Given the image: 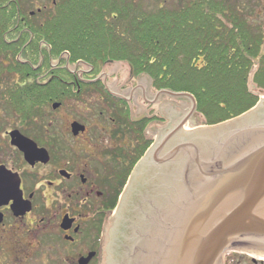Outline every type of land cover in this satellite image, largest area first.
Listing matches in <instances>:
<instances>
[{
  "label": "trees",
  "instance_id": "1",
  "mask_svg": "<svg viewBox=\"0 0 264 264\" xmlns=\"http://www.w3.org/2000/svg\"><path fill=\"white\" fill-rule=\"evenodd\" d=\"M178 2L150 11L141 0H59L37 18L0 0V106L31 134L55 131L43 119L79 96L69 84L77 63L97 73L125 63L157 92L193 95L206 125L250 112L264 91L262 0Z\"/></svg>",
  "mask_w": 264,
  "mask_h": 264
},
{
  "label": "flooded vegetation",
  "instance_id": "2",
  "mask_svg": "<svg viewBox=\"0 0 264 264\" xmlns=\"http://www.w3.org/2000/svg\"><path fill=\"white\" fill-rule=\"evenodd\" d=\"M17 1L35 17L53 9L59 0ZM114 64L99 73L85 63L71 70L75 79L69 84L79 95L72 101L90 103L85 104L84 119L70 122V132L62 133L47 117L43 120L51 121L52 128L54 123L55 131L46 125L44 133L31 134L19 122L3 135V149L0 136V264H48L50 259H54L50 264H64L67 259L82 264L89 257L87 264H101L108 225L112 219L119 222L129 185L146 166L137 179L144 183H138L139 191L156 195V147L162 139L156 134V89L143 84V76L132 68L128 78L112 74L110 69H117ZM81 84L87 86L82 89ZM60 104L54 111L63 109L65 103ZM75 122L86 131L74 135ZM14 131L47 150L50 160L29 163L12 144ZM18 200L25 209L30 202L31 210L17 214Z\"/></svg>",
  "mask_w": 264,
  "mask_h": 264
},
{
  "label": "water",
  "instance_id": "3",
  "mask_svg": "<svg viewBox=\"0 0 264 264\" xmlns=\"http://www.w3.org/2000/svg\"><path fill=\"white\" fill-rule=\"evenodd\" d=\"M162 95L192 101L186 117L156 147V190L166 189L168 193L167 189L171 188L180 199L177 190L187 189V204L179 212L181 219L176 233L165 243L164 262L224 264V257L230 251L264 258V100L250 113L231 121L187 132L185 127L197 113L195 97L162 90L155 96L156 100ZM60 106L54 103L52 108L57 110ZM71 128L76 136L86 131L77 122ZM11 137L12 144L25 154L29 163L50 160L47 150L40 149L19 131L12 132ZM169 143L175 146L170 144L174 146L171 148ZM138 183L137 177L130 183L122 207ZM140 206L139 202V209ZM15 208L17 214H22L31 210V204L25 209L18 200ZM122 212L121 231L115 239H120V244L116 243V247L126 246L124 234L128 231L123 234ZM134 213L135 210L132 218ZM131 220L128 219L129 223ZM142 234H137V240ZM117 250L114 248L112 253L117 255Z\"/></svg>",
  "mask_w": 264,
  "mask_h": 264
},
{
  "label": "rangeland",
  "instance_id": "4",
  "mask_svg": "<svg viewBox=\"0 0 264 264\" xmlns=\"http://www.w3.org/2000/svg\"><path fill=\"white\" fill-rule=\"evenodd\" d=\"M143 4L146 6L147 9L156 10L159 6H166V7H175L178 6L180 2L179 0H141ZM181 1V0H180ZM253 1V4L255 5L257 0H250ZM140 2V1H139ZM264 6V0H262L261 3ZM253 6V5H252ZM264 8V7H263ZM56 62H54V65ZM129 65L125 63H115L112 67H115L117 69L114 70L110 69L109 72L112 74H115L116 76L128 78L131 69L128 67ZM144 79H142L143 84L146 86H153L152 81L149 77L142 75ZM252 88H255L253 82L250 83ZM3 91V87L0 85V93ZM259 94H261V98H264V91H257ZM158 95V92L156 91V96ZM262 100V99H261ZM90 102H84V101H68L65 103L62 110L54 111L52 107L48 109L50 111L51 116H49V119H53V121L56 123V127L59 131L63 132H70V122L75 118V120L80 121L82 118L84 119V116L87 113V106L85 104H88ZM156 134L160 135L162 139L166 137V135L171 132L186 116V114L189 112V110L192 107V101L185 98H177V97H171L167 95H162L159 97L158 100H156ZM240 117V115H239ZM235 119V118H234ZM19 123V120L15 114L12 112L9 114L8 112L4 111L2 107L0 106V126H1V148H4V138L3 135L7 131H11L16 124ZM215 125H206V122L204 118L199 115V113H195L193 115L192 119L190 120L189 124L185 127L187 128V132H190L191 130L197 129V128H205V127H212ZM55 129V126H54ZM161 139V140H162ZM160 140V142H161ZM159 142V143H160ZM170 144V143H169ZM174 144V143H173ZM159 145V144H158ZM175 146V145H174ZM174 146H170L171 148ZM118 220L112 219V221L108 225V234H107V241H106V247L105 252L100 255L101 258V264H112L110 255L113 251V249L117 248L120 244L118 241H115L116 235L118 232ZM113 235V238H112ZM116 243H118L116 247ZM114 246V247H113ZM113 247V248H110ZM51 254V251H48V255ZM48 258H50L48 256ZM47 258V259H48ZM55 258V254L54 257ZM226 258V264H255L253 261L256 259V264H264L263 262H260V259H264L260 256H253L250 254H247L246 252L241 251H230L227 252L225 255ZM57 259V258H55ZM54 259H50L48 264L52 263ZM67 262L64 264H74L73 259H67ZM31 264H40V263H31Z\"/></svg>",
  "mask_w": 264,
  "mask_h": 264
},
{
  "label": "bare ground",
  "instance_id": "5",
  "mask_svg": "<svg viewBox=\"0 0 264 264\" xmlns=\"http://www.w3.org/2000/svg\"><path fill=\"white\" fill-rule=\"evenodd\" d=\"M146 168L142 169L141 174L146 172ZM140 180L141 178L138 180L139 184H144ZM139 190L135 187L132 191L134 193L125 203V207L128 208H124L122 213L123 234L128 231L126 235L124 234L126 246L116 248L117 255L115 253L110 255L112 264H166L163 256L165 243L172 239L173 233H176V227L181 219L179 212L187 204V189L184 187L177 190L180 199L176 197V190L171 188L167 189L168 193L166 189L155 190V196L146 195L143 190ZM139 202L142 210L141 206L139 209ZM133 210L135 213L132 218ZM128 219H132L130 223ZM120 223L119 221L118 231L121 229ZM138 233H143L144 236L142 234L137 240Z\"/></svg>",
  "mask_w": 264,
  "mask_h": 264
},
{
  "label": "crops",
  "instance_id": "6",
  "mask_svg": "<svg viewBox=\"0 0 264 264\" xmlns=\"http://www.w3.org/2000/svg\"><path fill=\"white\" fill-rule=\"evenodd\" d=\"M262 100H264V98H262ZM195 130V129H194ZM191 131H193V130H191Z\"/></svg>",
  "mask_w": 264,
  "mask_h": 264
}]
</instances>
